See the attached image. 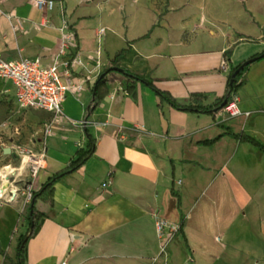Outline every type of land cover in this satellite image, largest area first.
Returning a JSON list of instances; mask_svg holds the SVG:
<instances>
[{"label": "crops", "instance_id": "crops-1", "mask_svg": "<svg viewBox=\"0 0 264 264\" xmlns=\"http://www.w3.org/2000/svg\"><path fill=\"white\" fill-rule=\"evenodd\" d=\"M73 1L40 11L31 0H0L2 57L51 65L65 18L76 44L66 57L84 62L71 67L83 90L66 94L58 116L47 112L53 133L33 146L44 143L47 157L32 191L85 150L88 136L94 144L82 166L55 182L52 204L36 201L46 216L27 242L26 264H264V58L248 66L231 95L238 116L223 108L178 110L111 69L142 76L178 103L211 105L227 91L221 61L230 69L264 48V0ZM6 95L16 103L12 84L0 80V98ZM14 155L0 141V186L10 187L0 198V249L7 254L0 264L15 260V237L27 222V170L13 166ZM153 213L181 226L166 262L153 260Z\"/></svg>", "mask_w": 264, "mask_h": 264}, {"label": "built area", "instance_id": "built-area-1", "mask_svg": "<svg viewBox=\"0 0 264 264\" xmlns=\"http://www.w3.org/2000/svg\"><path fill=\"white\" fill-rule=\"evenodd\" d=\"M32 4L40 11H49L55 5V0H31ZM68 26L66 19L63 18L61 31V46L58 53L54 56L53 63L43 66L38 58L18 57L15 59H5L0 54V80L9 81L14 88V99L22 108L39 109L54 116L61 114V104L67 93H80L83 90V80L80 76H74L71 72L72 66L84 67V62L78 54H73L67 58V52L76 47L75 38L71 31H64ZM103 29H100L102 32ZM61 66V72H60ZM221 70L229 71L228 63L224 59L220 63ZM223 109L230 116L240 114L236 106L234 96L224 105ZM84 124V122H80ZM53 133L52 122H47L43 126V139ZM19 154L28 155L29 162L27 170L29 172L28 184L24 189L23 200L29 204L32 197L31 180L35 178L41 168L45 166L47 157L46 145L43 143L37 151H32L24 147L13 149ZM111 181L110 175L102 184L105 187ZM154 228L158 239L157 255L167 260L168 246L180 230V224L169 221L158 213H153ZM59 264H67L62 260Z\"/></svg>", "mask_w": 264, "mask_h": 264}, {"label": "trees", "instance_id": "trees-1", "mask_svg": "<svg viewBox=\"0 0 264 264\" xmlns=\"http://www.w3.org/2000/svg\"><path fill=\"white\" fill-rule=\"evenodd\" d=\"M126 50H127L126 48L122 49L120 51V53H118L115 56L114 60H117L118 58H120V56L122 57ZM250 58H255L254 61H257V60L264 58V48L260 52L256 53L255 55H252ZM241 64H242V62L229 69V73L227 74V91H226L225 95H223L221 98H219L213 104L208 105V106H204L199 102H197L194 105L178 103L175 100V98H173L167 92H164V91L157 89L151 83V81L149 82V80L144 79L142 76H140L138 74H134L132 72H129L123 68H121V72L131 79L143 82L145 85L150 87L159 96V98H161V100L166 101L170 106H172L178 110L213 114V113L221 110L224 107L223 106L222 108H219L222 101L224 99H226V103H227L230 100L232 93L235 92L243 84L244 73L246 72V70L250 64L243 66L239 70V72H237L236 75L234 77H232V74L235 72V70ZM98 79H100V78H98ZM91 108L92 107L88 108L87 110L90 111ZM88 111H87V113H88ZM227 133L238 141L249 142L253 145L259 146V148H262V146H260L257 142H255L249 136L238 135V134H235L231 131H227ZM93 151H94V144L92 142V139L88 136V143H87L86 149L85 150L84 149H78L75 152L74 158L69 160V163L65 168L57 171L55 174L50 176L44 183L41 184V187L37 191L32 192L31 201L28 204V212H26L27 214L25 215V220L27 221L26 226H25V230L23 233H20L19 235H17L15 237V243H16L15 260L10 261V264H26L27 242L31 237H33L38 232V230H39V228H40V226L44 220V217L46 216L45 213L39 211L35 207L36 201L38 199H42L45 202L52 204V198H50L49 196L52 195L53 186H54L55 182L58 179H60L62 176L70 173L71 170L73 171V170L79 168L80 166H82L85 163V161L93 154ZM30 226L33 227L32 232L27 238H25V235H26L28 228ZM0 253L4 256H7V254L4 251H2L1 249H0Z\"/></svg>", "mask_w": 264, "mask_h": 264}, {"label": "rangeland", "instance_id": "rangeland-1", "mask_svg": "<svg viewBox=\"0 0 264 264\" xmlns=\"http://www.w3.org/2000/svg\"><path fill=\"white\" fill-rule=\"evenodd\" d=\"M128 1L129 0H111L109 5L111 7H116L118 4L127 5L129 3ZM76 2L77 1L74 0L73 5H76ZM64 7H66L65 4ZM115 15L119 17L118 22L121 23L122 15L117 8ZM6 96V99L4 97L0 98V141L3 143H10L13 149H16L20 146L32 151H37L38 147L33 146L39 145L40 142L38 141L43 140V126L49 120L48 113L39 109L22 108L14 102L10 95ZM14 154L15 155L12 159L13 166H18L20 163V167L22 164L20 156L18 153H16V151H14ZM10 174L9 176L15 175L14 173ZM26 175L27 176L23 180V189H25L30 178L28 170ZM6 181V183L9 185L8 178ZM11 181L14 180L12 179ZM2 183L3 180H1L0 185H2ZM2 188L5 189L6 196L10 187H8L6 190L5 186H0V189ZM9 193L10 197H12V195L15 194L14 189H12Z\"/></svg>", "mask_w": 264, "mask_h": 264}, {"label": "water", "instance_id": "water-1", "mask_svg": "<svg viewBox=\"0 0 264 264\" xmlns=\"http://www.w3.org/2000/svg\"><path fill=\"white\" fill-rule=\"evenodd\" d=\"M254 60H255V58H249V59H247V60H245L244 62H242V64L235 70V72L232 74V77H234L235 75H236V73L237 72H239V70L243 67V66H245V65H248V64H251L252 62H254ZM112 70H115V71H120L121 72V68H119V67H117V66H114V67H112L111 68ZM226 104V99H224L223 101H222V103L220 104V106H219V108H222L224 105ZM4 152L5 153H9L10 152V149L9 148H5V150H4ZM32 226H30L29 228H28V231H27V233H26V235H25V238H27L30 234H31V232H32Z\"/></svg>", "mask_w": 264, "mask_h": 264}, {"label": "bare ground", "instance_id": "bare-ground-1", "mask_svg": "<svg viewBox=\"0 0 264 264\" xmlns=\"http://www.w3.org/2000/svg\"><path fill=\"white\" fill-rule=\"evenodd\" d=\"M29 157H28V155H22V157H21V161H22V164H21V168H19L21 171H23L25 168H27L26 166H27V164H28V162H29ZM20 161V162H21ZM5 189L4 188H2V189H0V198H4L5 197Z\"/></svg>", "mask_w": 264, "mask_h": 264}]
</instances>
